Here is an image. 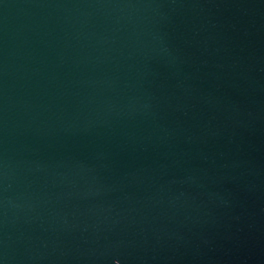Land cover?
Instances as JSON below:
<instances>
[{"label":"water","instance_id":"water-1","mask_svg":"<svg viewBox=\"0 0 264 264\" xmlns=\"http://www.w3.org/2000/svg\"><path fill=\"white\" fill-rule=\"evenodd\" d=\"M0 264H264V0H0Z\"/></svg>","mask_w":264,"mask_h":264}]
</instances>
